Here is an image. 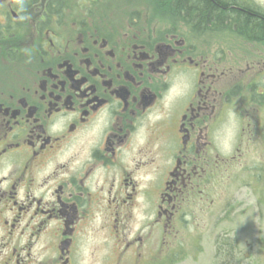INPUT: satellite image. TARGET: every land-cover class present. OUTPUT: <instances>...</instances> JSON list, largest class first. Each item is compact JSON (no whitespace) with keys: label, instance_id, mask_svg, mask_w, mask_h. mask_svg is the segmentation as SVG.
<instances>
[{"label":"flooded vegetation","instance_id":"af4514ba","mask_svg":"<svg viewBox=\"0 0 264 264\" xmlns=\"http://www.w3.org/2000/svg\"><path fill=\"white\" fill-rule=\"evenodd\" d=\"M71 1L0 0V264H75L94 217L115 264L166 263L187 210L228 196L230 150L264 142V37Z\"/></svg>","mask_w":264,"mask_h":264},{"label":"rangeland","instance_id":"374dc122","mask_svg":"<svg viewBox=\"0 0 264 264\" xmlns=\"http://www.w3.org/2000/svg\"><path fill=\"white\" fill-rule=\"evenodd\" d=\"M230 138V134L225 137ZM241 143L236 144L240 155L230 150L233 166L221 173V179L234 184L226 198L216 199L212 205L219 210H187L188 229L168 237L178 245L171 247L170 257L162 264H264V142L245 138ZM228 152L221 148V153ZM256 165L261 166L260 171ZM218 201L245 210H225ZM136 216L141 217L139 213ZM98 224L94 217L86 224L89 232L86 227L79 232L75 264H115V247L102 248Z\"/></svg>","mask_w":264,"mask_h":264},{"label":"trees","instance_id":"16d2710c","mask_svg":"<svg viewBox=\"0 0 264 264\" xmlns=\"http://www.w3.org/2000/svg\"><path fill=\"white\" fill-rule=\"evenodd\" d=\"M194 25H230L254 37H264V11L227 3L226 0H165ZM162 3L164 0H157Z\"/></svg>","mask_w":264,"mask_h":264},{"label":"clouds","instance_id":"9594fccd","mask_svg":"<svg viewBox=\"0 0 264 264\" xmlns=\"http://www.w3.org/2000/svg\"><path fill=\"white\" fill-rule=\"evenodd\" d=\"M230 120H235V117L234 116H230ZM233 135H235V132L233 133Z\"/></svg>","mask_w":264,"mask_h":264}]
</instances>
